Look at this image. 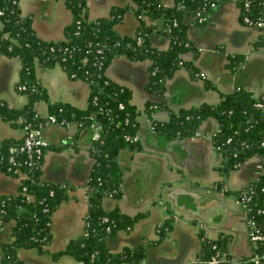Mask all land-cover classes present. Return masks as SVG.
I'll use <instances>...</instances> for the list:
<instances>
[{
    "label": "crops",
    "instance_id": "obj_1",
    "mask_svg": "<svg viewBox=\"0 0 264 264\" xmlns=\"http://www.w3.org/2000/svg\"><path fill=\"white\" fill-rule=\"evenodd\" d=\"M174 0H162L166 4ZM131 0H85L89 18L108 15L114 5H127ZM21 13L30 16L36 34L43 39L63 37L64 27L72 19L66 0H20ZM210 19L202 25H190L187 35L199 48L197 54L189 50L183 59L199 68L193 77L187 67L174 71L166 81L163 95L153 96L145 89L150 59L133 60L116 55L105 72L113 81L131 91L130 102L138 114V145L122 148L118 161L123 176L120 197L106 196L102 207H118L125 215L143 213L130 230L119 229L107 237L112 252L132 248L140 243L157 241L148 245L146 255L132 264H186L193 261L200 248L199 230L205 236L228 237L227 250L233 261L253 254V243L248 237L247 211L238 203L233 193L255 180L262 168V156L256 153L237 167L223 173V157L212 147L211 134L217 128V118L209 116L199 125L198 135L170 137L151 129V118L144 110L148 100L163 102L154 110L153 118L169 119L172 111L198 104L217 103L222 95L241 86L255 95L264 89V46L258 40V28L242 23L236 0H218ZM138 19L127 10L115 28L121 35L135 33ZM150 42L166 48L169 38L154 33ZM244 54L241 67L231 70L229 54ZM20 60L17 56L0 55V100L12 107L26 103V96L15 90ZM36 76L48 93L50 102L62 101L75 107H85L89 84L71 78L59 66L36 67ZM47 101L36 102L40 115L47 114ZM22 128L11 121L0 119V143L5 138H20ZM42 136L49 146L44 152L41 178L56 183H68L69 197L61 201L50 217L51 238L42 251L36 248H18V256L27 264H79L69 254L57 259L53 253L62 249L73 237L82 233L88 201L86 186L93 164L89 152L91 132L77 130L72 125L48 123ZM19 177L0 171V195L15 193ZM170 219V230L161 235L158 225ZM14 221L0 227V242L11 237ZM131 264V263H123Z\"/></svg>",
    "mask_w": 264,
    "mask_h": 264
},
{
    "label": "trees",
    "instance_id": "obj_2",
    "mask_svg": "<svg viewBox=\"0 0 264 264\" xmlns=\"http://www.w3.org/2000/svg\"><path fill=\"white\" fill-rule=\"evenodd\" d=\"M245 0H236L240 16L257 18L264 11L263 0H249V8L244 9ZM20 0H0V55L17 56L20 60L15 90L26 96V103L18 107L10 106L0 100V119L8 120L22 127L24 124L41 130L51 123L49 116L57 121L82 123L84 126L94 121L99 128V137L92 139L89 152L93 164L88 175L86 197L87 211L84 216L82 233L68 240L65 246L53 253L57 259L61 254L75 257L79 264H123L139 263L146 255L148 245L156 241L140 243L132 248H122L118 252L109 250L107 237L119 229L130 230L143 213L125 215L118 207L105 210L102 200L106 196L120 197L123 172L118 156L122 148L137 147V133L140 111L130 102L131 91L106 75V68L116 55H125L133 60L150 59L145 89L153 96H161L166 81L180 67H187L193 77L199 75V68L191 61L183 59L186 51L197 54L195 46L187 35L190 25H202L211 17L213 8L209 0H174L170 4L162 0H131L125 5H114L108 15L89 18L86 14L85 0H66L71 9L72 19L63 30L59 39L39 37L30 21V16L21 13ZM130 10L138 19L136 31L132 35H121L115 28L123 14ZM199 11L208 14L201 23L198 20L186 21L187 16ZM154 33L165 34L169 38L166 48H159L150 42ZM140 38V39H139ZM255 46H264V32L259 34ZM244 54H229L228 66L231 70L241 67ZM59 66L71 78H81L89 84V94L85 107L54 101L50 102L48 93L36 76V67ZM47 101V114L40 115L36 102ZM264 89L261 94L237 86L228 95H222L217 103L198 104L172 111L169 119L152 120L151 128L159 134L170 137L193 135L199 125L209 116L217 118V128L211 134L214 143L222 144V171L227 174L243 160L263 154L264 137ZM163 102L145 104L144 110L151 116L154 110L163 106ZM21 119V120H20ZM82 129V127L77 130ZM20 138H5L0 143V171L20 176L17 191L0 195V227L12 220L11 237L0 242V264H27L18 256V248L44 249L51 238L50 217L58 204L69 197L70 185L52 183L41 178L42 160L36 166L29 167L28 155L20 150L23 143ZM229 139L230 142H227ZM16 150L11 153L10 148ZM49 146V144H48ZM13 155L14 163L9 161ZM263 169L258 178L247 186L236 190L234 197L243 191L250 194V215L264 226V158ZM26 175V177H25ZM170 219L158 225L161 235L171 227ZM109 228V229H108ZM200 248L195 259L186 264H254L249 257L231 260L227 245L228 237H206L199 230ZM264 261V240H259L253 248Z\"/></svg>",
    "mask_w": 264,
    "mask_h": 264
},
{
    "label": "built area",
    "instance_id": "obj_3",
    "mask_svg": "<svg viewBox=\"0 0 264 264\" xmlns=\"http://www.w3.org/2000/svg\"><path fill=\"white\" fill-rule=\"evenodd\" d=\"M209 1H210L209 2L210 7L214 9L218 3V0H209ZM263 4H264V0H263ZM243 7H244V9L249 8V0H245L243 2ZM208 16H209L208 14L201 16L199 11H196L195 13L187 16L188 19H186V21H192L193 22L194 20H198L201 23L202 21L206 20L208 18ZM258 16L259 17L254 19V18H251L250 16L245 15L241 21H242V23H244L246 25H250L251 27L254 26V27L258 28L259 32L263 33L264 32V11L262 12V14H260ZM256 105L264 108L263 102H261V101L256 102ZM152 116L153 115L149 116V118H151V120H150L151 124H152V120H154V118ZM49 119H50L51 123H53L55 121V122H59L63 125H72L76 129H78L80 127H82V129H88L91 132V139H97L99 137V128H98L97 123H95L94 121H92L88 125L84 126L82 123L76 124L75 122L57 121V120H55V116H49ZM21 128L23 131L22 136L24 139H23L22 145H20V150H24L28 155L27 165L29 167L36 166L39 159H41L42 156L44 155V152L47 149L49 143L42 136L40 128H33V127H30L29 125H25V124ZM199 133H200L199 130H196L194 132L195 135H198ZM132 138H133V140H137L138 139V133L134 134L132 136ZM212 142H213V140H212ZM227 142H230L229 139L227 140ZM261 146L263 147V151H264V137L262 139ZM212 147L219 154L222 153V149H223L222 144H216L213 142ZM15 150H16V148L14 146H12L10 148L11 153H13ZM261 156H262V165H263L264 152H263V154H261ZM9 161L14 163L13 155H11L9 157ZM262 169H263V166L260 169L258 176L261 173ZM21 176H23V174L18 176V177L20 178ZM258 176L255 178V180L258 178ZM25 177H26V175H25ZM235 198L238 201V203H240V205L247 211L248 237H249L250 241L254 244L253 245V248H254V246L257 244V242L259 240H264V226L260 225L257 222L256 218L254 216L250 215V213H249V210H251V207H250L251 196H250V194L243 191L239 197H235ZM256 212L257 213L264 212V209L263 208H257ZM249 260H250V262L257 264V262H260L262 260V258L258 254L257 255L252 254V256L249 257Z\"/></svg>",
    "mask_w": 264,
    "mask_h": 264
},
{
    "label": "water",
    "instance_id": "obj_4",
    "mask_svg": "<svg viewBox=\"0 0 264 264\" xmlns=\"http://www.w3.org/2000/svg\"><path fill=\"white\" fill-rule=\"evenodd\" d=\"M257 264H264V261H262V262H257Z\"/></svg>",
    "mask_w": 264,
    "mask_h": 264
}]
</instances>
